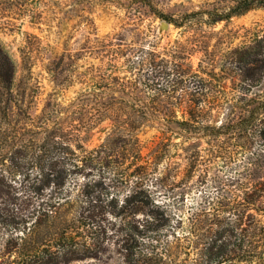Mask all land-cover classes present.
Here are the masks:
<instances>
[{"label": "rangeland", "instance_id": "1", "mask_svg": "<svg viewBox=\"0 0 264 264\" xmlns=\"http://www.w3.org/2000/svg\"><path fill=\"white\" fill-rule=\"evenodd\" d=\"M231 2L0 0V264H132L123 253L126 244L146 250L155 264L192 262L194 249L175 235L190 232L191 216L216 188V172L228 176V168L218 170L212 161L202 172L188 171L176 153L165 157L160 177L145 182L152 190L142 193L146 204L134 212L137 203L126 198L145 178L132 176L127 184V166L136 161L119 153L123 145L103 167L74 171L72 158L76 153L77 160H85V149L98 148L108 132L102 128L110 129L109 120L89 126V92L125 99L131 116L146 114L142 122L130 124L145 155L169 125L175 130L172 152L183 151V133L170 118L182 117L187 109L185 88L146 78V67L132 60L141 57L139 46L157 60L170 59L179 44L201 39L219 68L228 50L264 34L263 7L235 14L205 32L176 26L159 12L179 16ZM192 53L197 65L202 52ZM110 166L119 167V173ZM58 176L60 184L53 179ZM59 193H67L74 204L60 210L48 206ZM114 194L119 200L111 203ZM211 206L208 202L210 212ZM88 214L98 221L79 219ZM98 230L104 234L95 239ZM64 246L76 249L74 257L59 255ZM244 261L238 257L222 264H255Z\"/></svg>", "mask_w": 264, "mask_h": 264}, {"label": "trees", "instance_id": "2", "mask_svg": "<svg viewBox=\"0 0 264 264\" xmlns=\"http://www.w3.org/2000/svg\"><path fill=\"white\" fill-rule=\"evenodd\" d=\"M231 1L224 7H205L179 16L159 13L176 26L205 32V27L213 28L235 14L264 8V0ZM199 40L198 43L188 39L187 43L179 44L178 54L170 59L157 60L147 48L139 46L142 55L132 60L146 67V78L185 88L182 101L187 109L182 117L170 118L183 133L180 143L183 151L172 152L175 130L169 125L168 130L163 129L157 136L152 152L145 155L140 137L130 124L142 122L146 114L131 116L126 110L125 99L89 92L85 94L89 126L93 128L106 120L111 125L110 129L109 126L102 128L108 132L98 148L85 149V160H77L74 153L73 170L109 165L105 163L108 155L123 145L124 150L119 153L125 152L126 157L136 161V166H127V184H131L132 176L145 178V181H136L132 194L126 198L137 203L134 209L137 212L146 204L142 193L152 192L150 186L145 187V182L160 177L158 166L165 157L176 153L188 171L202 172L204 167L211 166L210 162H216L218 170L228 168V176L216 172L213 180L216 188L209 195L212 199L206 197L201 209L191 216L190 232L175 236L177 240L184 238V247L194 249L195 256L190 264H222L238 257L247 263L264 264V34L258 35L254 43L228 50L225 63L219 68L215 66V54ZM192 51L202 52L197 65L191 59ZM110 170L119 173L117 166H110ZM53 179L59 184L62 181L59 176ZM117 200L118 195L114 194L111 203ZM74 202L67 193H59L47 204L60 210ZM208 202L212 204V212L208 210ZM79 219L94 224L98 221L93 214L82 215ZM156 230V227L151 229L152 232ZM134 231L130 228L129 232ZM103 232L96 231L94 238H99ZM75 251L72 246L57 250L59 255L68 258L74 257ZM123 253L132 264H155L154 257L136 244H126Z\"/></svg>", "mask_w": 264, "mask_h": 264}, {"label": "water", "instance_id": "3", "mask_svg": "<svg viewBox=\"0 0 264 264\" xmlns=\"http://www.w3.org/2000/svg\"><path fill=\"white\" fill-rule=\"evenodd\" d=\"M165 23L167 24L168 22H167V21H165Z\"/></svg>", "mask_w": 264, "mask_h": 264}]
</instances>
